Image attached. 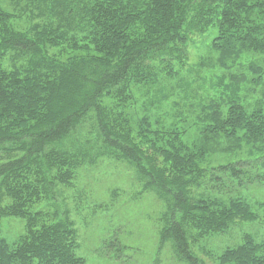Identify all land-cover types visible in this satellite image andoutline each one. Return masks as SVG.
I'll list each match as a JSON object with an SVG mask.
<instances>
[{
  "label": "trees",
  "instance_id": "1",
  "mask_svg": "<svg viewBox=\"0 0 264 264\" xmlns=\"http://www.w3.org/2000/svg\"><path fill=\"white\" fill-rule=\"evenodd\" d=\"M202 44L231 71L215 95L186 113L152 112L193 86L186 66ZM222 140L264 158V0H0V264H85L59 201L102 157L126 163L163 203L162 243L206 264L194 245L258 220L225 197L231 176L241 186L253 167L211 162ZM5 218L25 223L14 242ZM215 257L264 264V241L245 234Z\"/></svg>",
  "mask_w": 264,
  "mask_h": 264
},
{
  "label": "rangeland",
  "instance_id": "2",
  "mask_svg": "<svg viewBox=\"0 0 264 264\" xmlns=\"http://www.w3.org/2000/svg\"><path fill=\"white\" fill-rule=\"evenodd\" d=\"M190 50L186 69L192 70V73L186 72V77L193 86L185 87L186 93L177 86L176 97H170L165 107L152 108V112L159 111V116L174 114L175 111L186 113L188 106L207 103L215 95L218 79L231 72L219 66L217 56L210 54L204 44ZM232 70L236 73L239 67ZM243 97L248 99V103H253L258 94L251 91ZM177 101L181 104L177 105ZM145 104L148 109L150 103L147 101ZM138 107V111H142L141 106ZM166 120L171 119L167 116ZM188 134L193 139L197 136L194 128ZM223 141L211 146V162L217 165L239 157L249 159L246 157L247 148L240 151L230 142ZM229 153H234L235 158ZM245 162L253 167L246 170L250 172V179H245L239 186L236 177L231 176L233 184L226 190L228 195L225 197L246 200L258 220L237 222L230 231L207 237L194 245L195 254L206 264H217L215 256L239 243L245 234L258 242L264 241V158L257 162L254 159ZM61 193L59 215L68 214L73 221L78 233L77 255L85 259V264H188L176 256L169 243H162L163 203L154 194L143 191L136 172L126 163L102 157L95 166L83 168L73 188ZM24 228L25 223L21 219L3 220V235L9 242L24 234ZM210 253L214 258L208 255Z\"/></svg>",
  "mask_w": 264,
  "mask_h": 264
}]
</instances>
